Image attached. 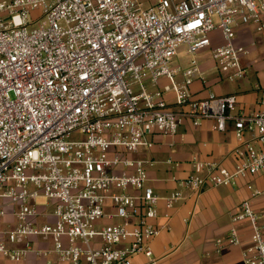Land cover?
I'll return each mask as SVG.
<instances>
[{
  "label": "built area",
  "instance_id": "2783aa9c",
  "mask_svg": "<svg viewBox=\"0 0 264 264\" xmlns=\"http://www.w3.org/2000/svg\"><path fill=\"white\" fill-rule=\"evenodd\" d=\"M243 26L264 39V0H0V258L44 254L35 245L43 238L53 242V264H135L140 254L163 264L151 247L168 229L156 223L161 199L171 210L183 189L244 180L251 197L215 243L219 252L241 245L243 264H264V207L253 204L264 202V189L252 182L264 170V90L248 113L236 94L197 99L191 89L206 82L195 58L206 49L226 81L246 77ZM181 44L192 59L178 81L181 67L171 62ZM205 119L220 131L232 124L234 167L194 158L205 173L158 195L149 162L136 155L157 135L175 137L185 121ZM111 218L119 221L101 223Z\"/></svg>",
  "mask_w": 264,
  "mask_h": 264
},
{
  "label": "crops",
  "instance_id": "0c3cea01",
  "mask_svg": "<svg viewBox=\"0 0 264 264\" xmlns=\"http://www.w3.org/2000/svg\"><path fill=\"white\" fill-rule=\"evenodd\" d=\"M237 42L249 49L243 58L248 71L246 77L236 81H226L215 69L213 59L208 65H201L206 82L196 80L192 91L197 99L208 97L209 92L218 95L236 94L239 109L254 112L260 108V98L264 90V39L253 26L238 28ZM191 59L189 64L191 63ZM180 66V65H175ZM184 79L182 68L177 80ZM162 84L168 83L166 78ZM167 97L173 100V93ZM156 144L147 151L136 156L146 159L148 163L150 184L155 192L164 197L172 191L180 189L177 180L191 173H205L194 164V158L201 161L215 160L233 168L238 158L233 149L238 144L232 124L227 130L220 131L216 122L205 119L200 126L185 121L175 137L157 135ZM173 143V146H170ZM172 159L173 163H168ZM254 185L264 189V170L252 179ZM242 180L238 185L206 186L200 190L183 189L184 197L176 206L168 210L163 199L160 201L159 217L156 223H167L168 229L151 241L154 256L163 264H243L241 245H227L220 252L217 250L216 239L225 236L231 226V215L239 204L251 197V191ZM256 210L261 211L264 202L261 197L253 199ZM41 210L52 208L44 203ZM169 211V217L166 213ZM9 221H14L12 215ZM109 223L119 221L117 218L105 219ZM244 244L250 242L251 229L247 222L240 224ZM37 248L45 250L44 254L33 252L21 262H13L0 258L1 264H53L59 258L52 251L50 239L35 238ZM148 258L143 254L134 257L135 264H146Z\"/></svg>",
  "mask_w": 264,
  "mask_h": 264
},
{
  "label": "rangeland",
  "instance_id": "374dc122",
  "mask_svg": "<svg viewBox=\"0 0 264 264\" xmlns=\"http://www.w3.org/2000/svg\"><path fill=\"white\" fill-rule=\"evenodd\" d=\"M188 46L186 44H181L178 48L177 55L173 57L171 64L173 66L180 65L182 70H185L190 66L189 61L192 55L187 51ZM195 58L202 64L208 65L210 58L212 59V53L210 49L199 51L196 53ZM102 224H108V221L102 220Z\"/></svg>",
  "mask_w": 264,
  "mask_h": 264
}]
</instances>
